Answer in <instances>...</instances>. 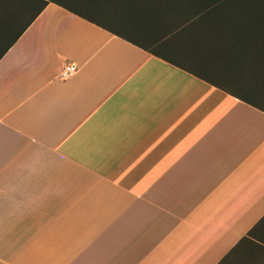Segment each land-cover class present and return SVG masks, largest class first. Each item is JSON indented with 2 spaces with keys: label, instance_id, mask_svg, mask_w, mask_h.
I'll list each match as a JSON object with an SVG mask.
<instances>
[{
  "label": "crops",
  "instance_id": "obj_1",
  "mask_svg": "<svg viewBox=\"0 0 264 264\" xmlns=\"http://www.w3.org/2000/svg\"><path fill=\"white\" fill-rule=\"evenodd\" d=\"M185 3L0 60V264H264V32Z\"/></svg>",
  "mask_w": 264,
  "mask_h": 264
},
{
  "label": "trees",
  "instance_id": "obj_2",
  "mask_svg": "<svg viewBox=\"0 0 264 264\" xmlns=\"http://www.w3.org/2000/svg\"><path fill=\"white\" fill-rule=\"evenodd\" d=\"M93 21L103 8L125 9L130 14L140 8L142 17H163L177 3L198 8L205 13L216 11L219 16L250 19V28L264 32V0H0V60L16 44L49 3ZM106 27V26H102Z\"/></svg>",
  "mask_w": 264,
  "mask_h": 264
},
{
  "label": "built area",
  "instance_id": "obj_3",
  "mask_svg": "<svg viewBox=\"0 0 264 264\" xmlns=\"http://www.w3.org/2000/svg\"><path fill=\"white\" fill-rule=\"evenodd\" d=\"M75 71L76 69L73 64L68 65L63 73V78H68L69 76L73 75Z\"/></svg>",
  "mask_w": 264,
  "mask_h": 264
}]
</instances>
